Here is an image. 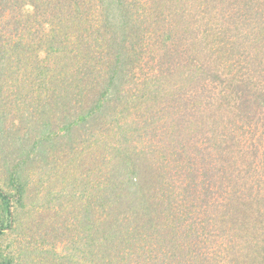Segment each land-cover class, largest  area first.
<instances>
[{
  "label": "trees",
  "instance_id": "1",
  "mask_svg": "<svg viewBox=\"0 0 264 264\" xmlns=\"http://www.w3.org/2000/svg\"><path fill=\"white\" fill-rule=\"evenodd\" d=\"M0 132L69 142L92 264H264V0H0Z\"/></svg>",
  "mask_w": 264,
  "mask_h": 264
},
{
  "label": "rangeland",
  "instance_id": "2",
  "mask_svg": "<svg viewBox=\"0 0 264 264\" xmlns=\"http://www.w3.org/2000/svg\"><path fill=\"white\" fill-rule=\"evenodd\" d=\"M58 135L28 156L32 150L29 142L15 144L12 134L0 132V187L13 196L11 215L0 198V227L4 228L0 262L92 264L88 207L82 200L79 165L73 153L64 154L70 145ZM19 160L24 175H29L22 191L4 174L5 164ZM17 176L23 179L21 173Z\"/></svg>",
  "mask_w": 264,
  "mask_h": 264
}]
</instances>
